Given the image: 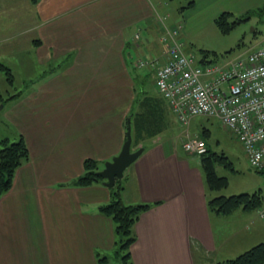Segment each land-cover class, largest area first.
Segmentation results:
<instances>
[{
    "label": "crops",
    "instance_id": "crops-1",
    "mask_svg": "<svg viewBox=\"0 0 264 264\" xmlns=\"http://www.w3.org/2000/svg\"><path fill=\"white\" fill-rule=\"evenodd\" d=\"M26 1L30 13L25 22L33 33L29 51L48 64L67 60L62 87L68 95L43 100L40 92L56 94L53 82L31 88L33 93L21 103L44 106L51 114L41 121L22 116L24 123L15 116L30 159L0 198V264H99L101 258L109 263L111 254L117 255L115 222L101 211L112 199L111 188L75 182L85 173L86 159L108 162L121 152L128 118L132 142L144 151L117 184L125 204L150 205L133 226L132 264H219L264 243V218L258 210L240 207L222 214L209 208L213 191L202 162L195 160L199 155L174 145L172 133L166 136L173 118L157 89L158 95L135 97L128 54L136 50L166 61L152 38L164 24L155 18L153 1ZM18 2L0 0V14L16 10ZM261 4L264 0H195L188 9L206 6L207 17L215 22L224 12ZM10 24L13 27L16 19ZM5 25L0 21V44L7 38ZM135 28L149 36L146 44H137L140 48L132 43ZM9 48L13 52V45ZM103 73L115 76L114 99L101 97L96 81ZM146 104L151 117L141 126L134 117Z\"/></svg>",
    "mask_w": 264,
    "mask_h": 264
},
{
    "label": "rangeland",
    "instance_id": "rangeland-1",
    "mask_svg": "<svg viewBox=\"0 0 264 264\" xmlns=\"http://www.w3.org/2000/svg\"><path fill=\"white\" fill-rule=\"evenodd\" d=\"M152 1L158 14L155 18L164 20V24L161 22L160 33L157 32L152 35V38L155 41L157 50H160V53L164 56L166 53L163 51L165 45L162 38L168 37L171 33L182 42L185 52L194 54L198 61L203 60V55L206 52L208 61L218 63H225V61L228 62L246 56L249 51L258 48L264 42V13L259 14L255 11L264 4L253 6L254 8L249 10L238 8L232 10L233 20L239 19V22L230 32L225 33L217 27L214 19L207 17L210 13L205 11L206 6L196 9H182L183 5L186 6L191 0H159L158 3H156L157 0ZM14 7H16V10L3 11L0 14V21L6 24V32L3 37H7L5 38L7 41L5 40L0 44V56H2L0 64L9 68L14 77L11 84L5 72L0 71V93L7 98L5 107L0 111V138H9L11 141L18 139V136H20L14 122L15 116L20 120L23 116L25 120L33 117L35 121H41L46 115L51 114L44 106L35 104L36 107H31L21 103L28 98L27 96L30 93H33L31 88L36 89L44 83L53 82L57 85L55 87L57 89L56 94L53 95L46 91L40 92L43 100L50 98L63 99L68 95V91L62 87L64 83L62 71L63 67L67 65V60H54L51 64H48L35 57L34 53H30L27 42L31 39L33 33L30 32L29 24L25 22L27 14L30 13V7L26 0H19ZM236 7H239V5L237 4ZM251 10L253 12L250 13V18L245 17L247 12ZM11 18L16 19V24L13 27H10ZM137 34L139 35L138 40L135 37ZM133 36V42H131L134 43L135 47L137 44H146V40L149 38L148 33L140 28H135ZM10 45H13V52L9 48ZM138 48L140 47L138 46ZM10 53H12L11 56ZM127 58L130 66L129 71L135 78V97L143 100L145 95H158L154 87V78L155 70L162 64L161 57L156 59V56H152V54L146 53L143 55L141 52L133 50ZM146 59L148 60L147 64L144 66L139 64V62ZM98 78L100 80H97L96 83L101 86V97L104 100L114 99V85L116 86L114 74L107 75L103 73ZM119 78L120 76H118V83ZM120 95V92H118L117 98L119 101L121 99ZM140 111L142 112L141 115L133 116L135 121L143 120L144 122L146 118L151 117L148 105L142 106ZM56 113L60 114V112ZM171 116L173 118L169 123L171 128H168L166 136L168 137L170 133L173 134L172 138L170 136L168 139L171 138L170 141L174 145L180 147L188 137L199 138L205 140L212 152L217 153L219 156L224 154L228 158L230 166L216 162L215 169L218 176L227 177L229 184L226 188L213 191L212 197L232 196L242 193L252 194L257 191H262L264 194V174L249 165L241 143L217 118L201 115L194 117L188 124H180L172 114ZM171 118L166 119L171 120ZM25 120L23 119L22 123ZM136 145V141L133 140L131 146L133 152L142 148H137ZM195 158V160L201 161V157L195 156ZM106 162L99 161V168L103 169ZM254 214L258 220L257 212H254ZM108 264H122L119 257L117 258L116 251L111 254Z\"/></svg>",
    "mask_w": 264,
    "mask_h": 264
},
{
    "label": "built area",
    "instance_id": "built-area-1",
    "mask_svg": "<svg viewBox=\"0 0 264 264\" xmlns=\"http://www.w3.org/2000/svg\"><path fill=\"white\" fill-rule=\"evenodd\" d=\"M162 42L166 61L155 70V87L176 120L188 124L196 116L217 118L241 143L249 165L264 171V42L225 63L198 61L173 33ZM183 148L199 156L208 150L199 138L186 139ZM258 212L264 218V208Z\"/></svg>",
    "mask_w": 264,
    "mask_h": 264
},
{
    "label": "trees",
    "instance_id": "trees-1",
    "mask_svg": "<svg viewBox=\"0 0 264 264\" xmlns=\"http://www.w3.org/2000/svg\"><path fill=\"white\" fill-rule=\"evenodd\" d=\"M194 4L195 0H191L184 9L190 8ZM255 11L259 14L264 13V6ZM252 12L253 10L247 12L245 17L250 18V13ZM238 20H233L232 13L224 12L215 20V24L222 32L228 33L238 24ZM207 57L208 54L205 52L203 59L207 60ZM0 71L5 72L9 82L12 84L14 79L11 70L0 64ZM6 101L7 98L0 93V104H5ZM137 122L142 126L143 120H137ZM29 159L30 151L22 135L14 141H11L9 138H0V198L11 189L16 171L27 163ZM201 162L210 191H218L228 186L229 182L227 177L218 176L215 169L216 162L225 163L227 166H230L228 158L224 154L219 156L217 153L208 149L206 154L201 156ZM99 166V161L86 159L84 161L85 173L76 180L75 184L81 187H87L93 184L103 183L104 179L97 174L100 169ZM260 173L264 174V171ZM119 182L120 180L117 181L118 184ZM117 183L111 188L112 199L110 203L103 205L101 211L106 216L111 217L115 222L118 236L117 257H119L123 264H132L130 261V249L136 240V236L133 233V226L140 215L149 209L150 205L125 204L121 199V186ZM208 205L212 211L222 214L231 213L240 207L245 210H260L264 208V194L262 191H257L252 194L242 193L232 196H218L209 200ZM107 263V258L103 257L99 260V264ZM219 264H264V243L252 247L234 259Z\"/></svg>",
    "mask_w": 264,
    "mask_h": 264
},
{
    "label": "water",
    "instance_id": "water-1",
    "mask_svg": "<svg viewBox=\"0 0 264 264\" xmlns=\"http://www.w3.org/2000/svg\"><path fill=\"white\" fill-rule=\"evenodd\" d=\"M4 108V104H0V111ZM126 131V140L121 152L115 156L111 161L105 163L102 170L97 172L98 176L104 179L103 185L109 188L115 186L118 180H121L125 171L129 168L143 153L141 148L135 152L131 150L132 146V129L131 119L128 118Z\"/></svg>",
    "mask_w": 264,
    "mask_h": 264
}]
</instances>
